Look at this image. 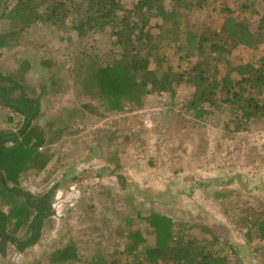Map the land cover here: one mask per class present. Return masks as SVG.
Masks as SVG:
<instances>
[{"label":"rangeland","instance_id":"1","mask_svg":"<svg viewBox=\"0 0 264 264\" xmlns=\"http://www.w3.org/2000/svg\"><path fill=\"white\" fill-rule=\"evenodd\" d=\"M137 1L122 0L126 9ZM253 1L243 12V0H204L203 9L189 16L190 23L217 29L225 9L255 23L252 10L262 12L264 0ZM11 4L7 2V7ZM164 5L168 8L169 1ZM158 25L153 19L147 28L153 38L160 31ZM17 30L16 24L0 23V35L17 37L14 46L10 42L11 48L0 50V72L17 78L26 96L38 101V118L31 126L47 134L36 161L19 175V187L35 196L58 187L52 201L55 211L40 241L20 253L9 246L0 264H51L50 256L67 247L75 249L78 259L91 257L97 249L110 255L124 251L130 245L124 238V217L132 219V229L140 231L145 246L151 247L154 236L144 218L152 213L186 227L209 228L236 251L241 264L262 263L264 252L256 249L264 244L247 243L241 226L250 209L264 205L262 123L229 138L224 134L225 119L215 109L206 106L212 114L200 118L185 110L192 91L183 85L174 98L148 95L141 108L111 112L95 88L86 94L81 81L105 61L110 41L104 34L81 39L69 22L57 27L36 23L26 32ZM263 47L234 51L233 58L242 62L258 58ZM156 52L166 60L164 66L186 67L166 40L158 41ZM156 64L152 61L150 69ZM22 124L19 115L0 106V131L18 135ZM113 172L135 188H122ZM139 192L161 194L152 201ZM169 197L174 203L163 205ZM1 209L6 212L8 207ZM192 232L200 238L199 228ZM18 236L23 239L26 234Z\"/></svg>","mask_w":264,"mask_h":264},{"label":"trees","instance_id":"2","mask_svg":"<svg viewBox=\"0 0 264 264\" xmlns=\"http://www.w3.org/2000/svg\"><path fill=\"white\" fill-rule=\"evenodd\" d=\"M164 1L138 0L126 9L122 0H0V23L16 24L17 32L23 33L36 23L57 27L69 22L81 39L104 34L110 41L105 61H99L96 53L94 58L99 65L81 81L86 84V94L95 88L111 112L141 108L148 95L167 94L174 98L177 88L183 85L192 91L185 110L200 118L212 114L205 110L206 106L215 109L225 119L224 134L229 138L247 131L256 122L264 125V53L246 62L233 58L234 51H255L264 46V6L262 12L252 10L257 16L255 23L225 9L217 29H211L190 23L189 16L193 10L203 9L204 0H168V8ZM7 2L12 3L10 7ZM254 4L253 0H243L241 9L248 12ZM153 19L160 22L155 38L147 30ZM161 39L170 44L185 68L163 65L166 60L156 52ZM16 41L15 33L0 35V50L11 48L10 42L14 46ZM152 61L157 63L155 70L150 69ZM18 82L10 74L0 72V106L23 119L18 135L0 131L1 257H5L9 246L20 253L40 241L46 221L54 214L52 201L58 187L53 185L38 196L19 187V175L36 161L47 134L37 133L31 126L38 118L39 103L28 98ZM115 172L112 175L121 181L122 188H135L134 183L128 184ZM139 194L157 201L156 196L161 193ZM174 200L169 197L163 205H171ZM4 206L8 207L6 212L1 209ZM249 213L241 225L245 240L264 244V205ZM137 217L141 219L139 214ZM123 220L127 229L124 238L130 244L124 251L110 255L97 249L91 257L78 259L75 249L67 247L50 256L51 264H241L236 251L204 226L186 227L152 213L144 222L152 230L154 245L146 247L141 232L132 229V219ZM11 223L13 228L9 227ZM198 228L200 238L192 232ZM19 232L26 237L20 239ZM205 235L209 239L203 238ZM260 251L264 252V247L256 249V253Z\"/></svg>","mask_w":264,"mask_h":264}]
</instances>
